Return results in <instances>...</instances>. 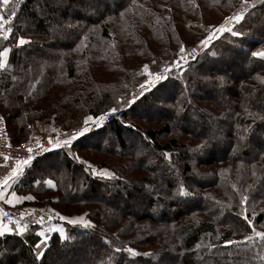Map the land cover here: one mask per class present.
I'll use <instances>...</instances> for the list:
<instances>
[{"label": "trees", "instance_id": "16d2710c", "mask_svg": "<svg viewBox=\"0 0 264 264\" xmlns=\"http://www.w3.org/2000/svg\"><path fill=\"white\" fill-rule=\"evenodd\" d=\"M256 1L243 20L229 25L240 36L218 35L185 70L166 74L128 106L123 99L130 100L132 92L138 96L140 83L149 79L144 65L155 79L176 61L181 44L187 49L200 41L205 23L218 26L240 11L242 0L12 2L14 31L0 42V51L9 48L0 69V112L10 143L28 139L25 128L34 120L56 118L52 112L68 90L82 100V112L64 111V132L53 133L55 139L66 138L88 115L98 117L113 107L124 112L73 141V155L57 148L40 157L59 155L47 168L54 173L57 198L43 209L69 218L62 219L64 236L47 234L44 255L36 260L35 231L42 222L21 219L27 225L23 235L0 238V264H54L50 255L61 264H264V239L253 231L264 232V59L251 55L264 49V30L256 21L264 15V0ZM21 37L30 43L18 46ZM218 78L225 83L221 100L199 88ZM192 110L214 120L223 133L191 118ZM137 146L128 154L130 164L124 163L134 173H123L124 180L115 176V166L107 165L110 157ZM148 151L151 158L142 153ZM89 164L97 171L107 168L114 178L90 174ZM136 168L142 172L136 174ZM195 171L205 179L196 181ZM181 186L187 195H179ZM155 192V201L147 202L145 195ZM243 196L248 199L241 205ZM244 209L251 226L240 215ZM83 212L94 227L70 223Z\"/></svg>", "mask_w": 264, "mask_h": 264}, {"label": "snow or ice", "instance_id": "6c2138e0", "mask_svg": "<svg viewBox=\"0 0 264 264\" xmlns=\"http://www.w3.org/2000/svg\"><path fill=\"white\" fill-rule=\"evenodd\" d=\"M9 3V0H3V4L7 5ZM249 11V0H242V5L240 11L236 12L235 15L224 17L223 22L220 23L218 26L210 27L208 29L207 35L204 37V39L199 41V44L202 46L200 51H203L204 48H207L210 44H212L213 41L217 40L218 34L223 33H231L233 36H240L242 33L234 31L233 27H230L229 25H232L233 23H239L241 20L245 18V13ZM17 13L13 10L11 15H3L0 14V38L4 40H8L9 35L13 33L14 29L11 27L12 22L14 18L16 17ZM26 43H30L29 40H26L24 38L18 39V46L25 45ZM9 53V48L4 47L2 51H0V69L5 68V57ZM200 55V52H198L196 47H193L191 51H188L186 47L181 44L179 47V51L177 53V59L173 62L172 65L169 67L164 68L163 73H157L155 74V79H152L153 73L148 70V65H144V71L147 73V76L149 79H146L142 84L139 85V94L133 95L131 99H123L122 103L124 106H128L131 104H134L137 102V100L140 97H143L145 95V92L150 91L154 89L161 81H164L167 79L166 74H170L174 70H185L186 67L189 64L190 60H195ZM255 58L264 59V50H259L252 52L251 54ZM221 79V83H222ZM119 111V107H113L108 110V112L99 115L98 117H94L92 115H88L83 119L82 126L77 128L74 131H71L69 133H66V138L64 139H52L50 138L48 141V144L50 147H45L39 140L35 141V147L40 150L41 152H49L51 149H57V148H63L68 150V155H73L71 152V146L73 144V141H75L78 137L83 136L84 134L90 132L93 127L95 126H102L103 122L106 120L107 116L109 114L115 115ZM2 119V117H0ZM129 127H133L132 125H129ZM33 144L29 143L26 148V158L17 159L15 166L11 168V171L5 175L3 178H0V200L5 201L7 204H13V203H21L23 200H32L34 199L33 196L28 195L24 197H19L15 192H12V199H8L6 196V190L8 189L9 182L19 175H21L26 167H29L32 165L34 159L36 157L33 154ZM205 145L201 144L200 148H203ZM170 158L171 154H165ZM74 158L77 161H80L81 163H87L80 160L79 156H74ZM5 160L8 159V157H4ZM90 169V174L94 176H100L102 179H112L114 178V174L109 172L108 170L103 171H97L96 169L92 168L91 165H88ZM37 183H40V181H37ZM45 184H47L49 187H53V181L51 179L44 181ZM188 193L184 190V187L181 186L179 195L185 196ZM247 197L243 196L241 198V205H244L247 201ZM26 213H21L20 216L24 217ZM240 215L243 217L244 221L247 223V225L251 226L253 224V221L249 219L248 215L246 214V209L242 210ZM0 217L6 218L9 223H5L4 220L0 219V237L5 236L6 234L16 231L20 235H23L27 231V225L22 226V220L16 219L14 224V227H10L9 224L13 221V217H11L8 213L4 212L3 209H0ZM61 219L68 220L69 218L66 216H61ZM43 221V218H41V222ZM70 223L77 224L80 223L84 227H94L91 221L84 220L82 217L72 219L70 220ZM55 231V229H54ZM255 237L264 239V232L255 231L253 229ZM41 236H45L46 234L44 232L40 233ZM60 235L63 238L64 234L63 231L60 230ZM253 239L252 236H245L244 240H251ZM47 243V238H45L44 241H41L40 245L35 246L34 253H35V259L41 260L44 253L41 251V248L43 245ZM225 244H234L238 243V241L233 240H227L224 242ZM116 251H121V249H116ZM127 251L132 255H137L138 253L135 251V249L128 248Z\"/></svg>", "mask_w": 264, "mask_h": 264}, {"label": "crops", "instance_id": "0c3cea01", "mask_svg": "<svg viewBox=\"0 0 264 264\" xmlns=\"http://www.w3.org/2000/svg\"><path fill=\"white\" fill-rule=\"evenodd\" d=\"M4 59L6 63L8 61V55ZM131 95H135V93L132 92ZM66 121L67 119L63 118L61 115L59 116V113L57 114L56 118L53 115L47 119H41L37 121L34 120V122L26 126L24 134L27 133V138L32 136L42 137L45 135H51L53 137V133H55L57 136H61L62 132H64L62 130V127H65V124L62 122ZM58 158L59 155L57 156V154L48 155L44 159L40 158L36 162H33L31 166L26 167L21 175L9 182L8 189L6 190V196L8 199H12V192H15L19 197L31 195L34 197V199L23 200L21 203L13 204H7L5 203V201L0 200L1 204L4 207H22L28 210H38L40 212L41 216L44 218L42 223H40L42 224L41 227L35 231V237L39 239L37 245H40L41 241H44L47 237V234L49 233H58L60 235V230L63 231V234L65 233V229L62 226L63 222L60 218L62 215L56 212H49L43 209V204L48 199L52 198L56 200L57 198L55 190L56 184L54 180V173L53 171H51V169H48V171L47 168L55 164ZM91 167L94 168L93 166ZM49 179L53 181V187H49L47 184L44 183V181ZM37 181H40V183H37ZM0 219L4 220L5 223H9V221L4 217H0ZM16 219L18 218H13V221L9 224L10 227H13L11 224H14ZM38 220L41 221V219ZM41 232H44L46 234V237L41 236ZM12 233H16V231L10 232L8 234Z\"/></svg>", "mask_w": 264, "mask_h": 264}, {"label": "rangeland", "instance_id": "374dc122", "mask_svg": "<svg viewBox=\"0 0 264 264\" xmlns=\"http://www.w3.org/2000/svg\"><path fill=\"white\" fill-rule=\"evenodd\" d=\"M59 1V3L61 4V5H65V2H66V0L64 1V0H58ZM64 1V2H63ZM254 0H249V4H250V6L251 7H253L254 5H256L257 4V1L256 2H253ZM12 2H14V0L13 1H9V3L7 4V5H4L3 4V0H0V14H3V15H5V16H7V15H11V13H12V11L13 10H11V7L12 6H14L13 5V3ZM61 2H63V3H61ZM38 5H41V4H38ZM257 13V12H256ZM255 13V14H256ZM72 15V14H71ZM83 15L84 16H88V15H91V10H90V14H84V12H83ZM259 17H257V19H256V21H257V23L259 24V26H262L261 27V31H262V29L264 30V15H258ZM208 22V21H207ZM64 23V25L66 26V25H68V22L67 21H65V22H63ZM205 28H206V32L205 33H203V36H202V38H201V40L202 39H204V37L207 35V33H208V29L210 28V27H215L216 26V24L214 23V22H210V23H205ZM196 28L198 29L197 30V32H199V30L202 28L200 25H198V26H196ZM110 30L112 31L113 29L112 28H110ZM115 30V29H114ZM114 32V31H113ZM218 35H220V34H218ZM1 39L2 38H0V42H1ZM191 45H195V46H197L200 50H201V48H202V46L199 44V41H193V42H191ZM262 46H264V43H263V45ZM264 50V49H263ZM82 56V55H81ZM83 61V60H82ZM83 66H84V64H83ZM229 69V68H228ZM227 69V70H228ZM77 70H79V71H81V67H79V68H77ZM238 72V71H237ZM145 81V80H144ZM143 81V82H144ZM223 81V80H222ZM215 82V84L213 83H211L209 80H207L206 79V82L205 83H202V84H200V86H199V88H207L206 90H207V92L209 93V94H211V96L212 97H214V98H216V99H218V100H221V99H223V97H224V94L222 93V92H220V87L222 86V85H224L225 83H221V78H218V81L216 82V81H214ZM140 84H142V83H140ZM69 86V84H66V86ZM70 90H68L67 91V93L64 95V96H62L61 97V99L59 100V101H57V103H56V106L58 107V111H56V110H53V111H55V112H52V113H59V116L62 114V113H64V111H74L73 112V114L74 113H81L82 112V105H83V103H82V100H79V98H77V97H75V96H78V95H72V93H73V91L71 90V93L69 92ZM193 91V88H191L190 90H189V95L191 94V92ZM194 92V91H193ZM192 92V93H193ZM133 95H130V99H131V97H132ZM70 97H74V101H73V99H71ZM64 100V101H63ZM61 101V102H60ZM59 102L60 103H62V105L61 104H59ZM212 104V103H211ZM203 105V104H202ZM63 106H65L66 108H63ZM62 107V108H61ZM205 111V110H204ZM191 113H189V116L192 118H196L197 119V121H201L202 123L204 122L205 123V125H207L210 129H212L213 130V132L215 133V134H221V133H223V129H221V128H219V126H218V124L216 123V122H214V120H210L209 121V119L210 118H207L206 116H203L202 115V112L201 113H197V112H194L193 110L192 111H190ZM204 113V112H203ZM218 115H223V113L222 112H220V113H218ZM151 117L152 118H155V116H153V115H151ZM209 117H211V116H209ZM217 118H220V117H217ZM157 119V118H156ZM155 119V121H158V120H156ZM195 120V119H194ZM140 124L142 125V127L145 129V128H147V127H149V125L147 124V125H145L144 126V122L142 123V121L140 122ZM211 130V131H212ZM174 133H176V131L174 130ZM30 138V137H29ZM111 142H112V140H111ZM139 143V142H138ZM112 145H113V142H112ZM108 146H110V145H108ZM138 146H139V144H138ZM136 147V148H132V150H125L124 152L122 151V154H124L123 156H116V157H113V158H115V159H112L111 157H110V161L109 162H107V159H104L106 162H107V165H109V164H111V165H113V166H115V176H117L118 175V177H123L124 175H122L123 173H130V174H133L134 172H133V169L131 168V167H124V163H127V164H130L129 162L131 161V159L128 157V154H130L131 153V151H138V149H140L139 147ZM109 148H112V146H110ZM138 148V149H137ZM129 149V148H128ZM128 151V152H127ZM126 153V154H125ZM142 153H144V154H147V157L149 158H151L152 157V154L150 153V151H148V152H142ZM149 161H151L150 159H149ZM152 162V161H151ZM154 162V161H153ZM136 165V164H135ZM127 166V165H126ZM127 169V170H126ZM199 169L200 170H207V168H204V167H200L199 166ZM103 170H108L107 168L105 169V168H103L102 169V171ZM136 170V174H138V173H141L142 172V170H140V169H135ZM109 172H110V170H108ZM116 172H118V174L116 173ZM196 172V171H195ZM120 174V175H119ZM204 175H206L205 173H203L202 171L201 172H199V173H195V176H194V178H195V180L196 181H199V180H204L205 179V177H204ZM125 177V176H124ZM134 178H135V176H134ZM123 179V178H122ZM124 180V179H123ZM131 180V178L129 177V181ZM129 185V184H128ZM128 188H129V190L131 189V186H128ZM130 191H132V190H130ZM156 194H157V192H155V195L152 193L151 195H149V194H147V195H145L146 197H145V199H147V202H151V201H153V199H154V201H155V196H156ZM145 199H143V201H145ZM153 207V206H152ZM155 208L153 209L154 211L155 210H158L159 209V207L158 206H154ZM161 209V208H160ZM153 211V212H154ZM80 217H82L84 220H88V221H91L92 222V219L88 216V215H86V214H84V212L83 213H81V214H76L75 216H73L72 218H71V220L72 219H76V218H80ZM257 229H260L261 227L260 226H258V227H256ZM49 237H50V235H47V241H48V239H49ZM45 245V244H44ZM44 245H43V247H44ZM42 247V248H43ZM42 248H41V251H42ZM52 254V253H51ZM48 258H50V260H51V262L53 261V263L54 264H61L62 263V261L61 260H59L58 262H56V260H58L56 257L54 258V256L52 257L51 255L48 257Z\"/></svg>", "mask_w": 264, "mask_h": 264}, {"label": "built area", "instance_id": "2783aa9c", "mask_svg": "<svg viewBox=\"0 0 264 264\" xmlns=\"http://www.w3.org/2000/svg\"><path fill=\"white\" fill-rule=\"evenodd\" d=\"M193 47H196L198 52H200V49L195 46L191 45L189 48H187L188 51H191ZM196 60V59H195ZM194 60H190L189 62H192ZM124 112L123 109H121L119 112L115 113V115L109 114L106 118V122H112L116 118H118L120 115H122ZM0 178H3L5 175H7L11 168L15 166L17 159L26 158V148L29 143L35 145V141L39 140L41 144H43L45 147H50L48 144V141L50 138H53L51 135H45L42 137H36L32 136L24 141H21L19 143H10L9 142V135L7 131L6 121L4 116L0 112ZM97 126L93 127L92 130L96 129ZM46 152H41L38 150L35 146L33 148V154L36 158L42 157ZM4 157H8L7 160L4 159ZM0 208L3 209L4 212L8 213L13 218H19V219H41L44 218L41 216L40 212L38 210H28L26 208L17 207V208H10V207H4L0 202ZM26 213L24 217H21V213Z\"/></svg>", "mask_w": 264, "mask_h": 264}]
</instances>
